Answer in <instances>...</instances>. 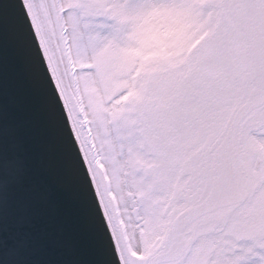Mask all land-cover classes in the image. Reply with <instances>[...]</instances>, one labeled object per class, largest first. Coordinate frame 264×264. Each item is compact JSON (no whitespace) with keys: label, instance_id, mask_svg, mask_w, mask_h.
<instances>
[{"label":"snow or ice","instance_id":"1","mask_svg":"<svg viewBox=\"0 0 264 264\" xmlns=\"http://www.w3.org/2000/svg\"><path fill=\"white\" fill-rule=\"evenodd\" d=\"M0 264H264V0H0Z\"/></svg>","mask_w":264,"mask_h":264}]
</instances>
